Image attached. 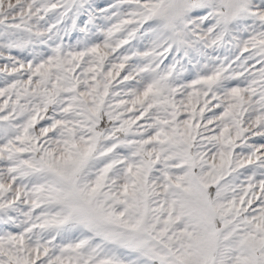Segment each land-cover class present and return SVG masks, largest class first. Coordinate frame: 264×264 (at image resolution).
Masks as SVG:
<instances>
[{
	"label": "snow or ice",
	"instance_id": "obj_1",
	"mask_svg": "<svg viewBox=\"0 0 264 264\" xmlns=\"http://www.w3.org/2000/svg\"><path fill=\"white\" fill-rule=\"evenodd\" d=\"M0 264H264V0H0Z\"/></svg>",
	"mask_w": 264,
	"mask_h": 264
}]
</instances>
